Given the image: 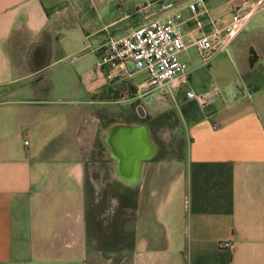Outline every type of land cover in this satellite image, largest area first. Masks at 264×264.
<instances>
[{
  "label": "crops",
  "instance_id": "crops-1",
  "mask_svg": "<svg viewBox=\"0 0 264 264\" xmlns=\"http://www.w3.org/2000/svg\"><path fill=\"white\" fill-rule=\"evenodd\" d=\"M158 1L181 15L186 52L210 19L238 10L233 0H203L208 14L196 19L198 0H0V86L18 85L0 102V264H264L260 12L225 34L238 63L233 97L224 88L187 90L206 93L211 106L187 124L182 172L143 177L129 192L142 202L87 201L99 193L86 132L93 120L96 133L102 127L98 97L107 86L144 80L136 83L130 64L109 77L96 50L144 23L140 9ZM172 12L152 17L170 21ZM197 68L189 65L188 82ZM43 79L51 87L40 88ZM145 188L151 202L143 203Z\"/></svg>",
  "mask_w": 264,
  "mask_h": 264
},
{
  "label": "rangeland",
  "instance_id": "rangeland-1",
  "mask_svg": "<svg viewBox=\"0 0 264 264\" xmlns=\"http://www.w3.org/2000/svg\"><path fill=\"white\" fill-rule=\"evenodd\" d=\"M260 13L264 14L262 11ZM182 59L188 60L192 68H197L199 62L201 63L195 48H191L185 54H182ZM233 62L238 64L231 49H226L219 55H216L208 67L195 69L192 75V82L181 80L174 83L171 86L173 95H170L169 92L165 94L154 92L148 96L134 97L136 88L128 82H122L115 86H107L99 97L97 95L93 96L92 98L97 99L98 97L100 101L105 102L96 112L97 117L102 123V127L96 133L95 140L93 142L90 140V162L87 167V169H90L91 177L98 183L99 193L95 194L91 192L92 194L87 195V201L90 203L98 201L101 205L104 203L109 204L113 201H117L122 205H129L131 201L134 203L142 202L124 200L123 196L122 199L114 192L117 185L114 177H112V165L108 163L109 156L100 140L104 132L115 124H143L145 122L144 124L148 125L152 139L158 145L160 151L155 156L156 159L147 168L149 180L152 173H155L157 176L163 175L164 177L169 173L170 180H173V177L175 178L178 175V171L182 172V167L178 168V161L183 159L184 150L187 145V124L203 116L206 110L209 109V106H211V99L208 100V105L206 104L204 107V104L200 105L196 100L188 99L186 92L188 89L201 91L224 88L223 93L232 98L233 96H230L232 93L230 87L233 84V78H239ZM145 78V72L138 71L134 80L138 83ZM34 80H37V78H26V82H33ZM47 80L43 79L38 83L41 84L40 88H43V84L46 88L50 86ZM23 83L24 81L20 85H23ZM17 86L15 84L0 86V102L13 97L11 91L17 90ZM256 97L259 99L258 105L261 106V103H264V88H261L260 93ZM156 185L154 184V187H160ZM150 197L149 190L145 188L143 203H145L146 198L148 201ZM225 245L227 246L228 244Z\"/></svg>",
  "mask_w": 264,
  "mask_h": 264
},
{
  "label": "built area",
  "instance_id": "built-area-1",
  "mask_svg": "<svg viewBox=\"0 0 264 264\" xmlns=\"http://www.w3.org/2000/svg\"><path fill=\"white\" fill-rule=\"evenodd\" d=\"M233 3L238 10L231 19H210L208 22L211 28L193 40V46L203 67H208L212 59L226 49L225 34L232 33L236 27L243 28L251 15L264 8V0H233ZM163 10H173L168 16L170 21L152 17ZM140 11L145 22L122 36H110L96 50V66L101 71H107L109 77L115 74V70H123L126 73L128 64L132 65L135 71L145 72L146 78L138 86H134V97L148 96L154 92H169L173 95L171 86L178 81L188 80L190 75L188 62L182 59L188 45L177 21L181 15L175 11L174 3L170 1H158L154 7L143 6ZM191 13L196 19L207 16L208 10L203 0L192 4ZM186 96L200 105L204 104V107L209 103L206 93L187 91Z\"/></svg>",
  "mask_w": 264,
  "mask_h": 264
},
{
  "label": "water",
  "instance_id": "water-1",
  "mask_svg": "<svg viewBox=\"0 0 264 264\" xmlns=\"http://www.w3.org/2000/svg\"><path fill=\"white\" fill-rule=\"evenodd\" d=\"M100 141L109 156L108 163L112 165L115 179L139 188L149 162L156 156L159 148L151 137L148 125L115 124L104 132ZM123 195L130 198L136 196L131 193Z\"/></svg>",
  "mask_w": 264,
  "mask_h": 264
},
{
  "label": "flooded vegetation",
  "instance_id": "flooded-vegetation-1",
  "mask_svg": "<svg viewBox=\"0 0 264 264\" xmlns=\"http://www.w3.org/2000/svg\"><path fill=\"white\" fill-rule=\"evenodd\" d=\"M145 123V122H144ZM151 137H152V134H151ZM158 152H160L159 151V148H158ZM158 152H157V154H156V156L158 155ZM156 158L154 157L150 162H149V165L150 164H152V162L155 160ZM147 175H148V173H145V175H144V178H147ZM115 181V183H116V181H117V179H115L114 180ZM117 185L118 186H116V188H115V190L114 191H116L117 193H119V197L120 198H122L123 199V197H124V200H133V198H130V197H127V196H124L123 195V193H129V192H132L135 188H138V187H135V186H129V185H125L123 182H121L120 180H118L117 181ZM123 196V197H122Z\"/></svg>",
  "mask_w": 264,
  "mask_h": 264
},
{
  "label": "bare ground",
  "instance_id": "bare-ground-1",
  "mask_svg": "<svg viewBox=\"0 0 264 264\" xmlns=\"http://www.w3.org/2000/svg\"><path fill=\"white\" fill-rule=\"evenodd\" d=\"M98 122H96L95 120H93V123H90L89 124V127L87 129V136L90 140H93V138L95 137V133L97 132L98 130ZM112 173V177H114V173L113 171H111Z\"/></svg>",
  "mask_w": 264,
  "mask_h": 264
}]
</instances>
